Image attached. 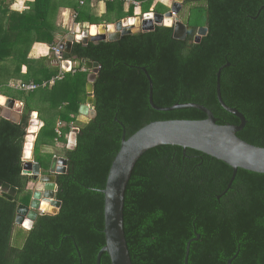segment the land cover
Listing matches in <instances>:
<instances>
[{"label":"trees","instance_id":"16d2710c","mask_svg":"<svg viewBox=\"0 0 264 264\" xmlns=\"http://www.w3.org/2000/svg\"><path fill=\"white\" fill-rule=\"evenodd\" d=\"M139 2L149 11L153 0ZM98 15L90 0H30L25 10L11 9L14 0H0V87L11 81L48 80L58 72L50 57L38 56L36 44H55L65 35L55 23L60 7L73 8L76 23L111 24L133 17L135 6L124 9L123 0H105ZM164 6L157 3V7ZM187 36L173 37L172 27L126 34L117 40L73 41L64 57L97 62L93 82L92 118L79 124V106L86 100L88 72L67 73L52 86L19 92V121L0 117V264H96L104 245L103 194L109 166L125 128L126 138L152 121L200 120L197 108L160 111L176 103H197L208 108L218 124H239L216 96V73L224 103L244 115L236 135L264 147V0H183ZM165 7V6H164ZM168 9V8H167ZM206 32L193 38L198 27ZM23 68L25 70L23 71ZM0 92L7 97L5 91ZM1 95V94H0ZM47 103L46 112L32 105ZM48 111V112H47ZM38 113L43 125L35 151L48 155L40 164L48 169L55 141L66 143L71 126L78 127L72 148L64 145L65 173L55 176L56 214H38L30 229L15 223L19 204L29 206L33 176L23 173L22 159L30 116ZM63 122L61 134L56 122ZM29 135V134H28ZM202 160V163H201ZM210 170L206 186L190 182V172ZM232 169L222 161L194 149L160 145L137 160L124 195L123 225L132 264H264V174L238 169L231 186ZM100 264H111L103 253Z\"/></svg>","mask_w":264,"mask_h":264},{"label":"water","instance_id":"95a60500","mask_svg":"<svg viewBox=\"0 0 264 264\" xmlns=\"http://www.w3.org/2000/svg\"><path fill=\"white\" fill-rule=\"evenodd\" d=\"M182 1L183 0H173L170 8L164 13H159L150 9L149 11L141 14L139 21L137 19L134 20V18H129L127 20L128 24L125 23L126 20H118L114 24L97 25L102 26V32L90 34L88 29H82L81 34H76L75 36L68 34L65 36V43L61 44L60 47L65 52H69L74 39H78L83 43H87L88 41L117 40L123 35L136 33L133 30V28L136 27V22L134 21L138 22L137 29H139V31H150L158 25L172 27L173 37L179 38L180 36L177 35V31L181 30V32L184 33L186 29L185 24L176 17L182 7ZM131 19L132 21H130ZM166 19H169L170 22H166ZM205 32V27H200L198 29L199 34H205ZM198 39L199 35L196 36V40ZM84 64L91 70L88 73L86 83L87 90L85 106L87 108V112L85 114L81 112V106L83 105L81 104L79 106V113L90 119L95 114V111L91 108L93 103V82L100 66L97 62H92L90 60H86ZM227 65L228 63L221 66L216 73V96L218 102L226 111L239 118V124H218L213 113L205 106L197 103H176L168 107L156 106L152 100V80L146 69L143 67L141 68L148 80V101L152 108L160 111H170L179 108L192 107L204 112L206 117L200 120L171 119L152 121L138 129L128 138H126L124 126L117 118H115V120L122 126V135L119 149L109 166L105 186L101 190L104 199V245L97 253L96 264H100V258L103 253H106L109 256L111 264H132L127 248L123 225L124 195L127 183L131 177L137 160L147 150L160 145H174L181 147L183 151L187 148L194 149L209 155L216 160L222 161L232 169V175L227 184V188L231 186L238 169L264 174V147L250 144L236 135V133L242 130L245 125L244 115L237 109L226 105L222 100L220 93V72L222 68ZM4 107V109L7 110L12 109L14 107V99L10 97L5 99ZM8 116L9 115L6 112L0 114V117L8 118L15 122L19 121V119L9 118ZM34 119L37 121V114L35 112H33L30 116L27 132L34 123ZM40 123L38 124V128L42 125ZM75 137L76 133H71L69 140L74 142ZM23 155V173L33 175L34 179L40 177L41 181L45 182V189H52L54 191L51 198L41 196L39 191H36L33 194V198L38 193L39 197H42L41 202H49V204L53 207V209L49 212L52 213L45 212L40 210L38 207L32 206V202L30 206H26L24 204L18 205L15 223L22 226L24 225L25 220L28 219L30 220L31 227L38 214H56L60 209L61 201L55 197V193L57 191L55 176L66 172L67 159L64 156H54L51 159L48 169L50 175L39 176L41 169L40 163L34 161L33 150L31 158H25ZM31 163H33L32 169L30 168ZM34 168H36V171ZM197 237L191 240H196ZM191 240H189L186 244L185 256L183 260L184 264H187L188 261L189 244ZM234 257L235 256L228 259L226 264H231Z\"/></svg>","mask_w":264,"mask_h":264},{"label":"rangeland","instance_id":"374dc122","mask_svg":"<svg viewBox=\"0 0 264 264\" xmlns=\"http://www.w3.org/2000/svg\"><path fill=\"white\" fill-rule=\"evenodd\" d=\"M26 1H30V0H20V3L22 4V7L20 8L19 7V5H15V4H13V7H11V9H16V8H20L18 11H22V10H25V8H26ZM160 2V4H162V5H164L163 3H162V0H153V4H156V3H159ZM172 3V0H169V3ZM14 3H17V1L16 0H14ZM126 4V3H125ZM129 6V5H128ZM165 6V7H164ZM164 6H162V7H160V6H158L157 7V10H156V12H159V13H164V12H166L168 9H167V6L166 5H164ZM63 8H65V7H60L59 9H58V11H57V17H56V19H55V23L58 25V26H60L58 23H60L61 24V21H62V16H63V14H65L66 13V11H64L63 10ZM185 9V12H186V10H187V8H184ZM155 11V10H154ZM74 15V14H73ZM73 15H71V16H69V18L71 17V19H70V26L69 25H66L65 27H61V30L63 31V33H64V35L66 36V35H68V34H73L74 32L75 33H77V34H80L77 30L78 29H80V31H82V29H88L89 31H90V25L89 26H83L84 25V23L82 24V23H76V21H75V17L73 16ZM181 15H184V13H183V11H182V13H181ZM184 17H185V15H184ZM134 19H136L135 18V16L133 17ZM115 23V22H114ZM113 23V24H114ZM103 24H104V22H103ZM128 24V23H127ZM92 26V25H91ZM136 26V25H135ZM133 30H134V32H139V29H137V26L135 27V28H133ZM141 31V30H140ZM91 34V33H90ZM65 36H64V38H65ZM60 39V38H59ZM63 44V43H62ZM61 45V44H60ZM36 46V45H35ZM51 46H52V44L51 45H49V44H46L45 45V47H46V50H47V56L49 57V54H50V52H51V50H50V48H51ZM36 47H34L33 48V50L35 51L36 49H35ZM85 62V61H84ZM85 65V64H84ZM91 71V70H90ZM72 74V73H71ZM11 82V80L8 82V83H6L5 85H3L2 87H0V90H4L5 91V93L9 96L10 95V98H13L14 99V96H18V93L19 92H32V91H34V90H36V89H34V90H32V91H19V90H16V89H14V88H12L11 86L9 87V83ZM87 87H85V89H86ZM87 90V89H86ZM5 103V102H4ZM86 103V100H85V102L83 103V104H85ZM40 104H42L39 108L40 109H42V111H44V113L46 112V108H47V103H40ZM21 111H22V105H16L15 107H14V109H9V111L7 112V114L9 115L8 117L9 118H15V117H18L19 116V119H20V115H21ZM6 111H4V104H0V114H2V113H5ZM48 112V111H47ZM82 117H80V119H81ZM87 118L88 117H85V120H87ZM39 119V118H38ZM89 119V118H88ZM78 120V119H77ZM83 120H84V118H82L81 120H79V124H81L82 122H83ZM41 121L39 120V123H40ZM58 122H60V121H57L56 122V125H55V127H57L58 129H59V131L61 130V127L64 125V123L63 122H60V125H57L58 124ZM75 127V126H74ZM40 129V127L38 128V130ZM38 130L34 133V134H32V136L34 135V142H33V152H34V143H35V140H36V138H37V135H38ZM55 131H56V128H55ZM77 131H78V127H77ZM76 131V132H77ZM57 132V131H56ZM71 132V127H70V131L67 133V135H66V138H67V141H66V143H63V142H60V141H55V143L52 145V146H48L46 149L48 150V151H46V153L48 152V153H53V154H59V155H57V156H63V154H62V150H63V146L64 145H66V144H68V143H71L72 144V141L71 140H68L69 138H70V133ZM75 132V133H76ZM27 134H28V132H27ZM58 134V133H57ZM60 134H61V132H60ZM60 134H58V135H60ZM32 136H31V138H32ZM73 147V146H72ZM71 147V148H72ZM54 156H56V155H53L52 156V158L54 157ZM35 157H38V159L41 161V163H42V165L44 166V164L43 163H46V160H48V155L47 154H45L44 152H43V150L40 148V149H38V150H36L35 151ZM51 158V159H52ZM34 161H35V159H34ZM50 162H51V160H50ZM40 163V164H41ZM41 168V167H40ZM41 175H43L42 173H41V170H40V175L39 176H41ZM31 176H33V175H31ZM44 183L45 182H42L41 181V179H40V177H37L36 178V180L35 181H30V182H28V184H27V188L28 189H30L31 191H32V198H31V201H30V204H31V202H32V200H33V194H34V192H36V191H39L40 193H41V196H45V193L46 192H48V191H51L52 193L54 192L52 189L51 190H46L45 189V186H44ZM54 194V193H53ZM42 198V197H41ZM30 204H29V206H30ZM51 208V207H50ZM49 208V209H50ZM57 211V210H56ZM49 213H52V212H49ZM26 218H27V216H26ZM21 227H24L23 225L21 226ZM25 228V227H24ZM31 228V227H30ZM30 228H27V229H30Z\"/></svg>","mask_w":264,"mask_h":264},{"label":"built area","instance_id":"2783aa9c","mask_svg":"<svg viewBox=\"0 0 264 264\" xmlns=\"http://www.w3.org/2000/svg\"><path fill=\"white\" fill-rule=\"evenodd\" d=\"M17 1V0H16ZM87 0H79V4H84ZM90 1H96V0H90ZM99 1H105V0H99ZM112 1V0H110ZM125 1L126 4L132 3L135 7H139V2L134 1V0H123ZM76 17V13L73 15ZM138 21L140 20V15L137 14V17H135ZM129 18L123 19L124 21L126 20V24L128 23ZM80 34L82 31L80 29L77 30ZM77 33H73L72 35H76ZM75 41H80L78 39H74ZM65 43V38H60L55 44H52L50 50V63L53 66H56L58 68V72L52 76L48 80H43L40 83L36 82H19V81H11L9 83V87L11 86L12 88L19 90V91H32L34 89L38 88H44L47 86H52L55 84L56 81L62 80L67 73H75L76 70H80L81 72H90V69L87 68L84 63L78 68V63L77 61H74L72 59L64 57V50L60 47V44ZM57 125H60V122H58ZM56 131L58 134H60V131L58 128H56ZM77 131V127L71 126V132L70 133H75ZM69 140V139H68ZM74 145V142L66 144V147L71 148Z\"/></svg>","mask_w":264,"mask_h":264},{"label":"crops","instance_id":"0c3cea01","mask_svg":"<svg viewBox=\"0 0 264 264\" xmlns=\"http://www.w3.org/2000/svg\"><path fill=\"white\" fill-rule=\"evenodd\" d=\"M91 3V6L93 7H96L97 8V12H98V15H101V14H103L104 12H105V2L104 1H99V0H96V1H90ZM172 2H173V0H172ZM160 3V2H159ZM162 3L164 4V5H166L167 6V8L169 9L170 8V6H171V2L169 3V0H162ZM157 4V3H156ZM156 4H152L151 5V7H150V9H153L154 10V7H155V5ZM15 5H19V7L21 6L22 7V4L20 3V0H17V3H15ZM20 7V8H21ZM20 8H16L17 10H19ZM127 8H128V4H125L124 5V9L125 10H127ZM149 9V10H150ZM63 10L64 11H66V13L65 14H63V16H62V21H61V24L60 23H58L59 25H60V27H65L66 25H69L71 22H70V19H71V17L69 18V16H71V15H73L74 13H75V10H73V8H68V7H65V8H63ZM134 13H135V17H137V14H139L140 16H141V14L142 13H144V12H141V7H140V5H139V7H135V9H134ZM133 16V17H134ZM133 17H128V18H133ZM125 19V18H124ZM121 20H123V19H121ZM70 22V23H69ZM70 26V25H69ZM83 26H89V24H87V23H84V25ZM99 28V30H95V29H98ZM94 30V31H93ZM90 33L91 34H94V33H97V32H101L102 30H100V26H97V25H90ZM94 32V33H93ZM45 45L46 44H36V50H35V54H37L38 56H47V50H46V47H45ZM25 70V68H23V71ZM86 87V86H85ZM4 90H2V92H3ZM0 94L1 95H3L1 92H0ZM4 96V95H3ZM4 98L5 99H7V98H9V97H7V96H4ZM40 103H43V102H40V101H37V100H34L33 102H32V105L33 106H35V107H40L42 104H40ZM4 104V103H3ZM16 105H22V103L20 102V101H17V100H15L14 99V107L16 106ZM14 107L12 108V109H14ZM5 108V107H4ZM4 111H6V113L9 111V109L7 110V109H4ZM36 114H37V121H39L40 119H38V113L37 112H35ZM80 117H82V118H84V120H83V122H85L86 120H85V116H83V114L82 115H79L78 116V120H81L80 119ZM15 119H19V116L18 117H15ZM41 121V120H40ZM42 122V121H41ZM40 124H42L43 125V122L42 123H40ZM42 125H40V127L42 126ZM57 128V127H56ZM31 150V149H30ZM41 170V169H40Z\"/></svg>","mask_w":264,"mask_h":264},{"label":"bare ground","instance_id":"6f19581e","mask_svg":"<svg viewBox=\"0 0 264 264\" xmlns=\"http://www.w3.org/2000/svg\"><path fill=\"white\" fill-rule=\"evenodd\" d=\"M130 21H132V19ZM165 21L168 22V23L170 22L169 19H166ZM134 22H136V26H137V23L138 22L137 21H134ZM95 30H99V28L98 29H95ZM100 30L103 31L102 26H100ZM4 102H5L4 96L3 95H0V104H3ZM81 112L84 113V114L87 112V108H86L85 104H83L81 106ZM33 121H34V123L30 127V130L28 131V134L29 135L28 134L26 135V139H25V143H24V149H23V154L24 155L23 156L25 158H31V156H32L33 142H34V138H35L34 135L32 136V134H34L38 130L39 121H35V119ZM31 136H32V138H31ZM30 168L31 169L33 168V163L30 164ZM34 170L36 171V168H34ZM51 196H52V192L51 191H48V192L45 193V196L44 197L51 198ZM41 200L42 199H40V197H39V195L37 193L36 196L33 198L32 206L38 207L40 210H43L45 212H49V211H51L53 209V207L49 204V202H47V201H42L41 202ZM23 226L25 228H29L30 227V220L26 219Z\"/></svg>","mask_w":264,"mask_h":264},{"label":"flooded vegetation","instance_id":"af4514ba","mask_svg":"<svg viewBox=\"0 0 264 264\" xmlns=\"http://www.w3.org/2000/svg\"><path fill=\"white\" fill-rule=\"evenodd\" d=\"M182 4V7L180 9V11L177 13L176 17L185 24L186 26V29H185V32L182 33L181 30H178L177 31V35L180 36L178 39H181V40H184L187 36V31H188V28H187V23H185L186 21V16L184 17V15H181L183 9H184V6H183V1L181 2ZM200 27H205V26H200ZM198 27V29L200 28ZM206 28V27H205ZM199 35V39L196 40V36ZM204 34H199L198 33V30L193 38V41L194 42H198L200 41L201 37L203 36ZM201 163H202V160H201ZM210 178V170H207V168L205 167H200L198 169H194L192 172H190V182H194L198 185H201V186H206L207 185V182ZM40 199H42L40 197Z\"/></svg>","mask_w":264,"mask_h":264}]
</instances>
